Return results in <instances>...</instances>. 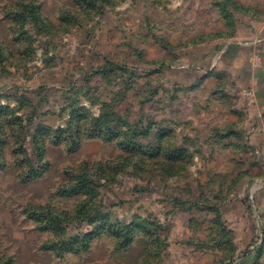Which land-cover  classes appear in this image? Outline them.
I'll return each mask as SVG.
<instances>
[{"label":"rangeland","instance_id":"obj_1","mask_svg":"<svg viewBox=\"0 0 264 264\" xmlns=\"http://www.w3.org/2000/svg\"><path fill=\"white\" fill-rule=\"evenodd\" d=\"M0 140V264H264V0H0Z\"/></svg>","mask_w":264,"mask_h":264},{"label":"trees","instance_id":"obj_2","mask_svg":"<svg viewBox=\"0 0 264 264\" xmlns=\"http://www.w3.org/2000/svg\"><path fill=\"white\" fill-rule=\"evenodd\" d=\"M84 1L86 5L87 1L89 2L92 0H84ZM127 70H128L127 65L108 61L106 65L103 66L101 72L104 73L105 76L110 77L112 75L115 76L117 74L127 73ZM87 106L88 104H86V102L80 103V107H78L76 110L73 109L72 112H70V116L68 115L69 118L65 120L64 124L57 126L55 130V138L57 143L60 144L62 142L72 141L71 149L75 150L79 148L81 145L80 143L81 136L83 134L85 135L90 134V135H95L97 137H102V139L106 141L117 140L116 142L118 143V145H120L121 148H123L127 152H138V153L148 154L145 152L146 150L144 148V144H141L140 141L134 139V136H136L135 132L131 136L129 135L131 126L127 124V122L120 119L117 120L115 117L109 118V116H114L113 111H111V114H108V111L105 110L103 112V115L100 114L97 117H91L88 119L89 120L88 123H85L83 119L85 118L86 114H88V111L86 110ZM113 119L117 120V122H122L127 124V128L125 129L123 126L122 129L120 128L118 129L119 127L118 125L112 124L113 123L112 121H114ZM45 130H51V128L45 127ZM159 155H160V150L158 147H155L152 150L151 156L158 157ZM29 177L32 176L29 175ZM88 184L90 183L86 180H79L77 188L80 189L81 191L85 190ZM137 227L139 228L140 225L138 224ZM111 234L112 236L119 239L118 242L119 244L118 243L116 244L117 247L121 249L128 248L133 242L134 232L131 226L126 225L125 227H123L120 224L114 225ZM88 248L89 246H86L85 250Z\"/></svg>","mask_w":264,"mask_h":264}]
</instances>
